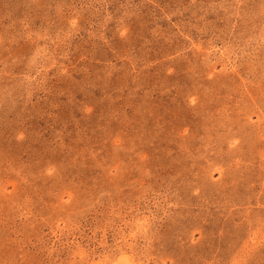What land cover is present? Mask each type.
<instances>
[{"label":"rangeland","instance_id":"rangeland-1","mask_svg":"<svg viewBox=\"0 0 264 264\" xmlns=\"http://www.w3.org/2000/svg\"><path fill=\"white\" fill-rule=\"evenodd\" d=\"M0 264H264V0H0Z\"/></svg>","mask_w":264,"mask_h":264}]
</instances>
